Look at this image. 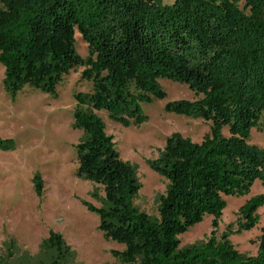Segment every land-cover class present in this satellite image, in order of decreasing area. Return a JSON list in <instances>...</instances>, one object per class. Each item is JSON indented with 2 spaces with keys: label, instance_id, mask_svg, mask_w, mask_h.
I'll use <instances>...</instances> for the list:
<instances>
[{
  "label": "trees",
  "instance_id": "obj_1",
  "mask_svg": "<svg viewBox=\"0 0 264 264\" xmlns=\"http://www.w3.org/2000/svg\"><path fill=\"white\" fill-rule=\"evenodd\" d=\"M87 56L75 50V34ZM0 65L3 88L15 99L24 88L57 97L70 71L82 68L89 92L74 94L76 176L98 186V216L105 241L123 245L112 256L122 264H264V230L255 255L238 252L229 237L259 224L264 195L248 199L236 221L218 236L224 197L244 196L264 184V149L249 144L264 113V0H0ZM186 85L192 101L167 103V113L201 119L210 131L199 143L178 133L166 139L149 167L167 181L158 218L136 209V168L123 161L95 111L138 127L142 104L162 100L159 80ZM225 131V133H224ZM10 144L11 141L0 144ZM38 198L43 181L32 179ZM96 191V190H95ZM95 196V193H94ZM210 216L203 242L179 248L178 236ZM45 264L74 258L53 231L41 242Z\"/></svg>",
  "mask_w": 264,
  "mask_h": 264
},
{
  "label": "rangeland",
  "instance_id": "obj_2",
  "mask_svg": "<svg viewBox=\"0 0 264 264\" xmlns=\"http://www.w3.org/2000/svg\"><path fill=\"white\" fill-rule=\"evenodd\" d=\"M172 2L162 0L164 5ZM75 50L80 57L87 56V46L77 33ZM82 70H72L63 78L56 98L24 88L12 100L3 88L0 65V140L11 141L0 144V264H45L40 245L49 231L60 234L73 251L74 258L68 264H122L111 253L123 251L124 246L105 241L98 230V216L83 205L86 202L101 208V189L76 176L75 146L84 134L73 128L74 94L91 89L90 83L81 80ZM159 85L166 96L141 105L147 121L138 127L123 126L109 119L105 111H95L106 134L114 138L120 158L136 168L140 189L133 206L152 219L158 218L159 198L166 193L167 181L148 162L159 157L172 134L199 143L210 131V123L201 119L165 112L167 103L194 99L186 85L166 79L159 80ZM248 141L264 149V113ZM36 174L43 181L41 198L32 184ZM259 195H264V184L256 181L247 195L224 197L218 236L235 223L238 209ZM257 214L259 224L252 230L237 235L235 227L232 229L229 241L242 254H256L255 240L264 230V204ZM211 220L205 216L178 236L179 248L203 242L211 231Z\"/></svg>",
  "mask_w": 264,
  "mask_h": 264
},
{
  "label": "crops",
  "instance_id": "obj_3",
  "mask_svg": "<svg viewBox=\"0 0 264 264\" xmlns=\"http://www.w3.org/2000/svg\"><path fill=\"white\" fill-rule=\"evenodd\" d=\"M161 2H162V0H161ZM163 4V3H162Z\"/></svg>",
  "mask_w": 264,
  "mask_h": 264
}]
</instances>
